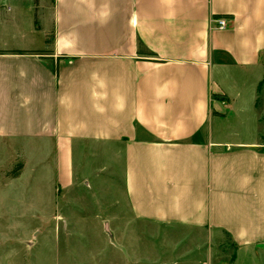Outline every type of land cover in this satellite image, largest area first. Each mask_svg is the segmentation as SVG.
<instances>
[{"label":"crops","instance_id":"obj_1","mask_svg":"<svg viewBox=\"0 0 264 264\" xmlns=\"http://www.w3.org/2000/svg\"><path fill=\"white\" fill-rule=\"evenodd\" d=\"M19 1L0 10V153L23 161L16 180L45 146L54 190L117 178L133 226L118 264H218L223 240L230 264L264 255V133L230 132L245 114L264 127V0H37L36 17ZM111 152L118 170L94 166Z\"/></svg>","mask_w":264,"mask_h":264},{"label":"rangeland","instance_id":"obj_2","mask_svg":"<svg viewBox=\"0 0 264 264\" xmlns=\"http://www.w3.org/2000/svg\"><path fill=\"white\" fill-rule=\"evenodd\" d=\"M11 2L13 0H0V10L2 5ZM29 5L27 0L19 1L23 15L33 17ZM2 14L0 11V45L10 41ZM244 117V123L232 125L230 130L231 134L236 133V139L248 140L264 133L255 115L245 114ZM87 149L89 152L97 150ZM10 155L0 153V264H118L117 240L132 231L133 226H130L131 220L127 225L120 220L131 215L122 210L121 184L117 178L95 174L80 178L73 191L54 190L52 147H43L40 155L28 154L23 177L19 180H11L14 178L10 173L23 161L16 158L12 162L13 155ZM98 156L92 161L94 166L100 169L112 162L119 169L112 152ZM206 249L203 246L201 250ZM192 252L200 251L189 253ZM213 252L218 264L233 261L234 249L226 240L221 241L218 248L214 247ZM190 257L182 261L193 260ZM203 260L207 261L205 257ZM234 264H264V255L241 253Z\"/></svg>","mask_w":264,"mask_h":264},{"label":"trees","instance_id":"obj_3","mask_svg":"<svg viewBox=\"0 0 264 264\" xmlns=\"http://www.w3.org/2000/svg\"><path fill=\"white\" fill-rule=\"evenodd\" d=\"M34 6H35V17H36V6H37V0H34ZM36 23V22H35ZM46 43L48 44L49 42L46 41ZM20 53V52H17ZM23 168V164L22 163H18L14 169L12 170V172L10 173V175L12 176V178L16 179L20 176L21 170Z\"/></svg>","mask_w":264,"mask_h":264},{"label":"built area","instance_id":"obj_4","mask_svg":"<svg viewBox=\"0 0 264 264\" xmlns=\"http://www.w3.org/2000/svg\"><path fill=\"white\" fill-rule=\"evenodd\" d=\"M226 24H227V21L226 19L224 18H212L210 20V28L213 29V28H225L226 27Z\"/></svg>","mask_w":264,"mask_h":264}]
</instances>
